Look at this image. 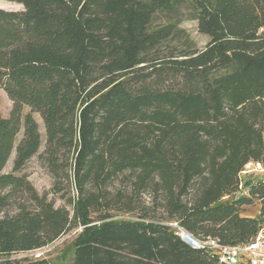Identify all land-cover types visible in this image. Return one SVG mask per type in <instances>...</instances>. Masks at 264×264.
I'll use <instances>...</instances> for the list:
<instances>
[{
  "label": "trees",
  "instance_id": "obj_1",
  "mask_svg": "<svg viewBox=\"0 0 264 264\" xmlns=\"http://www.w3.org/2000/svg\"><path fill=\"white\" fill-rule=\"evenodd\" d=\"M7 1L24 9L0 7V88L13 102L0 112V264H51L11 255L77 228L68 264H222L171 222L226 245L255 236L264 178L243 184L242 174L264 166V0ZM184 1L209 42L151 64L177 33L152 28L155 15ZM33 112L54 179L43 193L21 173L42 144ZM120 178L131 188L113 191ZM147 191L165 216L144 210ZM257 200L258 215H244ZM141 206L136 219L116 218Z\"/></svg>",
  "mask_w": 264,
  "mask_h": 264
},
{
  "label": "rangeland",
  "instance_id": "obj_2",
  "mask_svg": "<svg viewBox=\"0 0 264 264\" xmlns=\"http://www.w3.org/2000/svg\"><path fill=\"white\" fill-rule=\"evenodd\" d=\"M0 7L9 10L24 9V6L22 4L7 0H0ZM193 10H194L193 4L189 1H184L183 3H180L179 5L174 7L172 11L160 12L155 15L151 26L152 28L162 26L168 23H174L177 27V33L174 37L163 42L158 48H156L149 54V59L151 60L150 61L151 64L156 62V60L157 62L163 60L162 62L164 63V60L168 58H172V57L182 58L180 54L185 50L205 48V46L210 40V37L199 30L198 21L192 18ZM12 107H13L12 100L9 98L6 91L3 88H0L1 114L5 117L10 116ZM29 111H30V107L25 106L23 114H26ZM33 115L39 123V129L42 137V144L39 152L35 154L27 162L26 166L24 167L21 173H25L29 176V180L32 182V184L39 193H43L46 191L49 192L53 185L54 179L46 163L40 157V153L44 151L46 144L45 126L39 113L33 112ZM23 133H24V128L22 126L16 138V145L23 137ZM15 154L16 151L14 150L7 165L5 166L4 169L5 172L12 171ZM254 164L255 163L250 162L246 166V171L249 173L242 174L243 184L245 183V179H252L253 181H257L264 178V172L257 170ZM121 187H126L130 189L131 183L126 181L122 182V179L120 178L115 182L113 191H116L117 188H121ZM68 190L72 195L75 194V190L72 187L71 188L68 187ZM244 193L247 194L248 190L245 189ZM238 195H241V192ZM49 198H54L56 206H67L69 209H71V206L66 203V200L62 198L60 194L53 195L52 193H49ZM225 198L227 199L229 197H225ZM141 201L143 202L142 206L145 209L141 206L139 208H136L132 212L119 211L116 214V218L136 219L138 216L144 213V210L147 211L150 215L155 214L158 216H165V212L161 202L157 201L156 203H154L152 201V194L149 193V191L143 193ZM259 210H260V202L257 200L253 204L245 206L243 209V214L247 216H256L258 215ZM80 229L81 228H77L67 232L55 243L45 248L30 252L15 253L12 254L11 257L22 261L25 258L28 259L46 258L50 260L51 264H68L72 259L74 252L73 239Z\"/></svg>",
  "mask_w": 264,
  "mask_h": 264
},
{
  "label": "built area",
  "instance_id": "obj_3",
  "mask_svg": "<svg viewBox=\"0 0 264 264\" xmlns=\"http://www.w3.org/2000/svg\"><path fill=\"white\" fill-rule=\"evenodd\" d=\"M255 163V168L264 172V166L260 162ZM170 225L176 228V233L191 247L206 248L218 256L222 264H264V225L255 236L246 243L226 245L213 238L199 239L180 226L177 222Z\"/></svg>",
  "mask_w": 264,
  "mask_h": 264
}]
</instances>
